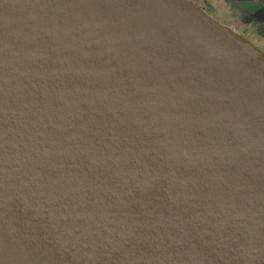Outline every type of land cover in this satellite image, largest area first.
<instances>
[{
    "label": "water",
    "instance_id": "obj_1",
    "mask_svg": "<svg viewBox=\"0 0 264 264\" xmlns=\"http://www.w3.org/2000/svg\"><path fill=\"white\" fill-rule=\"evenodd\" d=\"M0 264H264V53L190 0H0Z\"/></svg>",
    "mask_w": 264,
    "mask_h": 264
},
{
    "label": "flooded vegetation",
    "instance_id": "obj_2",
    "mask_svg": "<svg viewBox=\"0 0 264 264\" xmlns=\"http://www.w3.org/2000/svg\"><path fill=\"white\" fill-rule=\"evenodd\" d=\"M198 3L203 10L213 12L212 7L207 1L203 0V2ZM227 3L225 8L222 9L221 7L219 10L223 13L222 10L226 11L227 8L226 13L229 11L234 16L232 20L223 19L228 24V27L249 36L264 37V28H261V25L264 27V0H228ZM231 8L236 9L240 13L241 17H238L240 20L235 17L234 11ZM218 13L216 16L219 17Z\"/></svg>",
    "mask_w": 264,
    "mask_h": 264
},
{
    "label": "rangeland",
    "instance_id": "obj_3",
    "mask_svg": "<svg viewBox=\"0 0 264 264\" xmlns=\"http://www.w3.org/2000/svg\"><path fill=\"white\" fill-rule=\"evenodd\" d=\"M190 1H192L198 7L201 6L198 2H203V0H190ZM205 1H207L209 3V5L212 7L211 9L213 10V12L212 11L203 10L201 7L200 8L205 13H207L209 16H211L213 19L217 20L218 22H220L223 25L228 26V24H226L223 19L226 18V19L232 20L234 16L229 11H228V13H226L227 8H226V11L222 10L223 13L219 10L221 7H222V9L226 7V5L228 4L227 3L228 0H205ZM230 6H231V4H230ZM234 8H236V7H234ZM231 9L234 11L235 17L238 20H240L238 18V17H241L240 13L238 11H236V9H233V8H231ZM217 13H218L219 17L216 16ZM261 28L263 29L264 27L261 25ZM252 30L254 31V29H252ZM236 32L239 35H241L242 37L247 38V40H249L251 43H253L260 51H262L264 53V37H257L256 35L255 36H249V35L243 34L241 31H236Z\"/></svg>",
    "mask_w": 264,
    "mask_h": 264
}]
</instances>
